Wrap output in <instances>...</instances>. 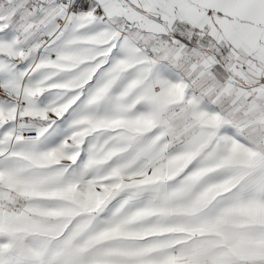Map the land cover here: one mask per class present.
I'll use <instances>...</instances> for the list:
<instances>
[{
  "label": "snow or ice",
  "instance_id": "1",
  "mask_svg": "<svg viewBox=\"0 0 264 264\" xmlns=\"http://www.w3.org/2000/svg\"><path fill=\"white\" fill-rule=\"evenodd\" d=\"M0 264H264V0H0Z\"/></svg>",
  "mask_w": 264,
  "mask_h": 264
}]
</instances>
